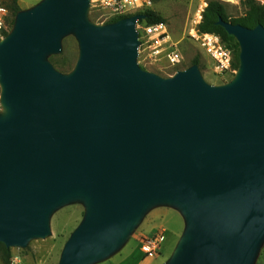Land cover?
Returning <instances> with one entry per match:
<instances>
[{
	"label": "water",
	"instance_id": "1",
	"mask_svg": "<svg viewBox=\"0 0 264 264\" xmlns=\"http://www.w3.org/2000/svg\"><path fill=\"white\" fill-rule=\"evenodd\" d=\"M91 0H40L0 39V243L25 248L52 214L83 217L57 264H96L146 214L184 229L164 264H254L264 243V27L218 18L238 44L231 80L197 64L163 77L137 62L144 14L95 24ZM73 34L68 72L49 57Z\"/></svg>",
	"mask_w": 264,
	"mask_h": 264
},
{
	"label": "rangeland",
	"instance_id": "2",
	"mask_svg": "<svg viewBox=\"0 0 264 264\" xmlns=\"http://www.w3.org/2000/svg\"><path fill=\"white\" fill-rule=\"evenodd\" d=\"M20 1L21 4L25 3L31 7L40 0ZM207 1L208 0L152 1V7L150 10L165 20L162 23L166 25L169 31L171 41L175 44H178V47L183 54L184 62L175 67L168 66L163 69H159L158 67L144 61L143 58L138 57V65L144 70L156 73L163 77H168L174 74L177 70L190 66L191 61L194 58H197L199 61V64L197 65L199 67L200 73L205 81H207L209 84H223L231 80L234 73L236 72V69L231 75L217 74L214 69L213 61L198 47L196 41L190 36L191 28L195 26L197 20L199 26L204 9L207 6ZM223 4L225 7V12L230 18L238 19L244 16L245 8L243 3L238 5L226 3ZM91 7L92 6L90 3V7L87 12L88 19L95 24H105L104 21H102L100 18H97V14L91 10ZM20 8L26 9L25 6H20ZM14 17L12 15L10 16V23L8 25L7 31L4 33L5 35L12 28L13 23L11 24V21L13 19L14 22ZM230 50L232 53L231 48ZM58 55L61 57V61H63L65 66L73 61L76 62L78 57V43L73 34H68L63 37L61 40V52L52 56ZM159 208L166 209L168 214L171 215L167 214L163 220H158L154 226L146 227V236H143L140 234V231L145 226L144 221L149 213L146 214L122 248L106 260L96 264H139L143 259L145 264H164L170 257L179 239L178 238L175 240L173 230L174 228L180 229V232L182 233L184 229V220L181 214L172 207L162 206ZM83 213L84 206L81 202H73L57 209L52 214L50 219V234L43 239H32L25 248H11L12 258L10 260V264H57L64 243L68 239L71 232L80 223ZM160 224L166 231L164 229L160 230ZM157 234L163 235V241L158 244V247L153 249V251L150 253H145L146 248H144V244H146L148 240H151ZM263 261L264 243L259 249L254 264H263ZM0 264L2 263L0 262Z\"/></svg>",
	"mask_w": 264,
	"mask_h": 264
},
{
	"label": "built area",
	"instance_id": "3",
	"mask_svg": "<svg viewBox=\"0 0 264 264\" xmlns=\"http://www.w3.org/2000/svg\"><path fill=\"white\" fill-rule=\"evenodd\" d=\"M219 1L221 3L238 5L244 0ZM253 1L264 10V0ZM90 3L92 6L91 10L104 23L135 14H142V12L152 7V0H91ZM10 16V9L0 0V39L3 38L2 36L7 31ZM135 28L140 41L138 47L139 58H143L144 61L159 69L168 66L175 67L184 62L183 54L178 44L171 41L170 33L165 24H145L138 21ZM190 36L196 41L198 47L213 61L217 74L231 75L235 72L230 47L218 35L199 31L197 20L195 26L191 28ZM163 239L162 234H157L151 240H148L144 244V248H146L145 253H150L153 249L157 248Z\"/></svg>",
	"mask_w": 264,
	"mask_h": 264
},
{
	"label": "trees",
	"instance_id": "4",
	"mask_svg": "<svg viewBox=\"0 0 264 264\" xmlns=\"http://www.w3.org/2000/svg\"><path fill=\"white\" fill-rule=\"evenodd\" d=\"M152 1L158 2L160 0H152ZM242 3L245 8L244 16L238 19H232L226 14L223 3H221L219 0H208L207 6L204 9V13L201 17L198 26L199 31L205 33H214L218 35L223 42L228 44V46L232 49V53H233L234 69H237L238 66V51H239L238 44L233 36L227 34L226 31L220 25L217 24L218 18H221L224 21L232 22L234 24L238 23L248 28H254L258 24H261L264 27V10L262 9V7L253 0H244ZM6 5L10 9V13L13 17L19 10H21L20 7L15 2V0L9 1ZM142 14H144L145 18L139 21L141 23L154 24V23H162L165 21L161 16H159L150 9L145 10L144 12H142ZM116 20H112L110 22H114ZM12 23H13V19L11 21V24ZM50 61L54 64L55 68H57L62 72H67L71 70L75 63L73 61L65 66L63 61H61V57L59 55L51 56ZM192 64H199L198 59L194 58L191 61L190 65ZM11 258H12L11 248H7L4 246V244L0 243V262L2 264H10Z\"/></svg>",
	"mask_w": 264,
	"mask_h": 264
},
{
	"label": "crops",
	"instance_id": "5",
	"mask_svg": "<svg viewBox=\"0 0 264 264\" xmlns=\"http://www.w3.org/2000/svg\"><path fill=\"white\" fill-rule=\"evenodd\" d=\"M2 2H4L5 4H7L9 2V0H2ZM15 2L17 3V5L19 7L20 6H25L26 8H29V6L26 5L25 3L24 4H21V1L20 0H15ZM167 214H168V211L166 209H163V208H155V209L151 210L149 212L148 216L145 218V221H144V225L145 226L141 229L140 234L143 235V236H146V234H145L146 227L154 226L158 222V220H160V219L163 220L167 216ZM168 215H171V214H168ZM159 226H160L159 227L160 230L161 229H164L161 226V224ZM173 232H174V235H175V240H177L179 238V236H180V233H181L180 232V229L174 228ZM139 264H145L144 263V259L141 260ZM263 264H264V261H263Z\"/></svg>",
	"mask_w": 264,
	"mask_h": 264
}]
</instances>
